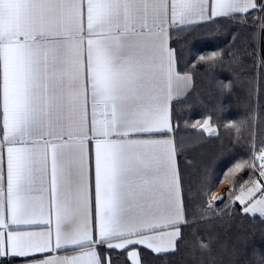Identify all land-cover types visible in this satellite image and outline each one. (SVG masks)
I'll use <instances>...</instances> for the list:
<instances>
[{
  "label": "snow or ice",
  "instance_id": "6c2138e0",
  "mask_svg": "<svg viewBox=\"0 0 264 264\" xmlns=\"http://www.w3.org/2000/svg\"><path fill=\"white\" fill-rule=\"evenodd\" d=\"M197 29L228 39L183 62L172 38ZM258 32L264 0H0V264H230L214 222H264ZM197 64L231 66L221 95L247 78L238 116L221 106L180 126ZM221 127L247 155L223 156L214 177L182 167L187 130Z\"/></svg>",
  "mask_w": 264,
  "mask_h": 264
},
{
  "label": "trees",
  "instance_id": "16d2710c",
  "mask_svg": "<svg viewBox=\"0 0 264 264\" xmlns=\"http://www.w3.org/2000/svg\"><path fill=\"white\" fill-rule=\"evenodd\" d=\"M253 28H248L247 32L252 33ZM228 37L219 31L212 32L206 29H197L194 36L189 33H179L173 36L172 46L177 49V53L182 57L183 62L191 59L197 49L210 51L215 46L225 44ZM259 32L256 37V45L260 51ZM246 67L250 70L251 64ZM230 65H222L216 68H204L199 64L193 70L195 86L187 98L181 99L180 103L175 104L176 120L183 128L184 121L192 122L198 118L207 115L213 116V121L216 120L214 111L221 106L223 111L222 118L225 120L238 116L241 109L245 106V89L244 84L247 78L239 80L236 90L231 94L221 95L216 87L217 78L230 77L232 75ZM257 76L259 73L257 72ZM264 113L257 112L256 119L253 123L252 131L258 138L264 124ZM187 133L193 139L191 146L184 149L182 167L186 168L190 173H197L198 170L207 166L211 176H215L218 172L220 162L223 156L239 153L247 155L242 146L235 143L232 136L220 128L219 137H208L205 134H196V130L188 129ZM204 136V137H203ZM244 136L248 133L245 131ZM187 162V163H186ZM220 185V184H219ZM217 185L216 187H218ZM214 229L218 237L215 244V250L220 253L230 264H260L264 258V222L258 216L241 217L238 216L227 223V217L222 221H215ZM202 231L197 226L187 230L186 240L189 243L194 241L197 234ZM142 253L144 252L141 249ZM145 257L142 255V259ZM150 264H166L169 259L165 257L164 261L158 260L154 254L149 253L146 257ZM172 261L180 262V264H195L194 259H188L184 255L171 257Z\"/></svg>",
  "mask_w": 264,
  "mask_h": 264
},
{
  "label": "crops",
  "instance_id": "0c3cea01",
  "mask_svg": "<svg viewBox=\"0 0 264 264\" xmlns=\"http://www.w3.org/2000/svg\"><path fill=\"white\" fill-rule=\"evenodd\" d=\"M259 42H260V51H264V33H259ZM195 86V79L193 76V85L192 88L190 90L189 95L192 93L193 89ZM206 135V134H205ZM207 136V135H206ZM204 137V136H203ZM193 139L191 138V136L187 133V143H186V148H188L189 146H191V141ZM224 187H218L216 190H214V192H218V190H222ZM9 264H23V258H17L15 260H12L11 258H9Z\"/></svg>",
  "mask_w": 264,
  "mask_h": 264
},
{
  "label": "rangeland",
  "instance_id": "374dc122",
  "mask_svg": "<svg viewBox=\"0 0 264 264\" xmlns=\"http://www.w3.org/2000/svg\"><path fill=\"white\" fill-rule=\"evenodd\" d=\"M225 187V185H223V184H220L218 187ZM218 187H214V188H212V191H214V190H216ZM222 190H218V192H221Z\"/></svg>",
  "mask_w": 264,
  "mask_h": 264
}]
</instances>
